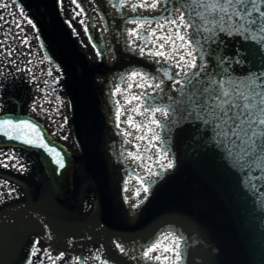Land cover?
<instances>
[{
  "label": "rangeland",
  "instance_id": "obj_1",
  "mask_svg": "<svg viewBox=\"0 0 264 264\" xmlns=\"http://www.w3.org/2000/svg\"><path fill=\"white\" fill-rule=\"evenodd\" d=\"M19 1L24 2L23 8ZM52 1L64 41L78 57L85 59L92 69L86 89L88 100L86 116L92 130L94 161L98 165L95 171H99L96 172L97 177L105 186L103 188L112 205L104 230L126 227L128 224L124 217L130 205L144 206V213L147 215L160 201L159 207L157 206L159 210H165V208L172 210L187 219L186 221L190 219L193 212L202 214L208 206V210H213L215 214L213 221L217 220L219 223L217 226L224 228L223 232L218 229L221 234L217 241L214 239L215 230L212 227L214 225L209 228V235L213 242L215 241L214 244L229 250V253L223 256L224 264H262L261 257L264 247L256 241L263 233L262 229L253 222L257 209L254 204L242 206L243 193L248 189L245 188V191L241 185L245 182L244 178L248 173L222 165L228 158L224 159L222 152L220 156L218 148L211 150V144L208 145L207 158L200 159L202 167L189 165V169L195 175L197 172L203 173L206 167L208 173L216 172L215 168L220 167L222 175L217 180L221 182L217 183L214 180L211 184L208 183L206 186L208 193L205 195L195 192L196 186L193 185H203V183L199 184L192 176L189 177V183L183 186L185 188L181 192L177 194L172 192L169 189L171 182L169 176L175 171L164 173L166 178L164 185H136L128 182L130 179L127 178L130 174H125L124 180L121 175L122 185L114 183L107 155L112 148H120L118 129L121 123L125 124V118H122L120 103L114 95L115 87L111 82L110 72L122 62L119 59L111 66H107L104 38L98 28L99 22L94 30L85 31L84 25L79 23L81 21L87 23L88 19L84 18L79 10L74 9L75 5L70 0L63 8L57 0ZM88 5L92 10L97 7V13H101L97 4L88 3ZM88 5H85V8ZM35 6L34 2L29 3V0H0V16L3 17L0 20V41H2L0 43V114L16 112L20 107L23 113L30 114L45 123L50 133L65 144L80 162H86L84 129L76 113V101L82 89L78 66L60 51L50 26L45 27L38 23L36 15L32 12ZM76 14L78 17H74ZM79 16L83 19L80 20ZM96 16L98 18V14ZM67 20L74 22L71 23L74 26L71 27ZM118 25L114 23L108 27L113 30L118 28ZM42 43L52 55V61L45 57ZM224 48L235 53L236 50L248 51L259 47L247 42L240 44L234 42L228 43ZM50 69L53 70V76L49 74ZM260 70L255 66H249L242 74L251 76ZM53 77L60 79V85L55 93L45 88ZM118 110L119 119H117ZM183 135H186L184 139L186 145L193 147L197 144L196 147L199 149L210 143L212 137L211 132L206 133L204 127L193 132L186 130ZM0 150L3 153L12 154L11 159L7 155L0 156V160L7 163L6 167L4 163H0V173L21 178L30 186L33 194V201H30L28 192L24 188L13 179L0 174V215L13 208L28 209L29 206H35L37 202L50 195V180L36 153L16 148H0ZM257 173L259 174V172H253L252 175L255 177ZM116 175H118L117 171ZM75 185L76 195L67 208L56 209L50 206H37L36 208V212L42 217L47 228L55 235L64 238L75 235L95 222L96 213L100 207V195L91 175L84 178L80 173H76ZM146 186L156 187L153 192L149 193L150 195L147 194L145 200H141L143 187ZM160 186L162 189L170 190L165 203L158 200L157 194ZM238 188L242 189L240 193L237 191ZM137 189H140L139 196L135 195ZM249 192L259 193L255 188H250ZM127 194H132L133 198H129ZM205 196L206 199H204ZM200 198L203 201L198 205L196 203H199ZM180 204L184 207L180 208ZM29 224L34 230L23 225H17V228L6 226L7 229L0 230V264H29L30 260L32 264H54V260L48 258L49 253L52 258L62 255V259H55V264H74L76 260H79L80 264H105V261L107 264H119L107 245L100 242H91L86 247H74L73 245L68 252L59 253L49 247L39 230L30 222ZM120 236L118 235L117 239L123 240ZM117 239L113 238V246ZM37 241L38 244H36ZM125 241L127 242V239ZM202 248L204 249V246ZM37 249H39L37 255L31 256L30 254ZM134 263L138 264L137 261ZM220 264H222L221 257Z\"/></svg>",
  "mask_w": 264,
  "mask_h": 264
},
{
  "label": "bare ground",
  "instance_id": "obj_2",
  "mask_svg": "<svg viewBox=\"0 0 264 264\" xmlns=\"http://www.w3.org/2000/svg\"><path fill=\"white\" fill-rule=\"evenodd\" d=\"M104 1L109 4H105L104 6L105 10H109V17H115L118 19L119 24L118 28L110 30L106 16L98 13V28L100 34L104 38L105 44V62L107 66H111L119 59L120 62H122L121 65L116 66L114 70L110 72L111 82L115 87L114 95L120 103L122 118H125L126 121L128 116H132L137 124L152 128L153 131L160 136V140L154 141L155 146L150 148L149 141L152 133H148V138L144 140L137 139V137L145 135L147 128L138 131L135 127H130L126 122L124 125H122V123L120 124L118 129L121 143L120 148H112L107 155L111 165L114 183L122 185L120 179L121 175L124 180L125 174H130L129 178H127L130 179L128 182H133L136 185H141L140 181H144L143 185H164L163 183L166 181L164 173H172L175 171L169 176L171 180L169 189H171L172 192L176 194L181 192L185 188L183 186L189 183V177L192 176L196 178V181L199 184L200 182L203 183V185H193L196 186L195 192L200 194L203 193L205 195V193H208L206 188L208 183L211 184L214 180L217 181V183H219V181L221 182V180H217L220 179V176L222 175L220 167L215 168L216 172L213 173H208L206 167L203 173L199 174L197 172L195 175L189 169V165H193V167H202L203 164L200 162V159L207 158L209 154V144H211V150L218 148L217 150H219L220 156L221 152L224 153V159H227L226 154L214 142L212 133L210 143L204 145L202 149L196 147L197 144L193 147L186 145V140H184L186 135H183L184 132L186 130H188V132H193L198 128L204 127L198 120H181L171 128L162 129H156L155 125L150 123L152 108L157 105H167L169 103V100L167 99L169 96L175 97L176 95L181 94L179 91L181 89V84H177L173 80L167 79L164 75L165 70L169 73L175 74L179 72L180 69L175 67V58L171 61H166L163 57L148 55L147 53L149 51H155L152 45H145L143 39H136L130 35L134 30H138L141 33V36H143L145 31H158L160 26H163L165 33L169 28H174L173 25L167 23L165 18L166 16L172 18L171 14L175 9V18L179 19L180 11L177 9V4L180 0H170L168 4H163L161 0L155 9L149 7H137L135 11L132 10V4H151L157 2V0ZM162 7L167 8L168 12L161 11ZM184 15L186 19H190L191 11L186 10ZM133 21H136V23ZM144 21H147L148 23L144 24ZM140 24H144L143 28L140 27ZM257 39H259V37H257ZM234 42L237 44L247 42L249 44L257 45L259 48L250 49L248 51L236 50L235 53L224 48L228 43ZM61 47L64 51L73 54V51L64 40L61 41ZM141 47L145 48L143 53L139 50ZM205 48L210 53L206 57L205 72H223L226 76H231L235 79L237 77H245L246 75L242 73H244L249 66H255L258 69H261L256 74L264 73V50H262L264 49V44L258 45L256 40H249L242 36L228 35L224 33L220 34V32H218L215 34V40H210L205 44ZM165 51H168L167 46ZM238 51L241 54L240 58L243 60V63H236L235 60L232 59ZM197 55H199V53H197ZM221 57H223V62L218 66L217 61ZM196 63L199 67L200 60L197 59ZM192 71H195V69ZM133 72L143 73L145 77L155 79L145 81L141 80L139 76L131 78ZM81 76L83 82H85L86 73L83 69H81ZM180 79L183 80V77L181 76ZM149 83H152L153 86L149 87ZM155 83H160L159 89L155 87ZM138 84H143V87H138ZM117 89H119V91H117ZM132 96H137L139 99L127 103L126 100L131 99ZM86 106L87 98L83 96L78 108L79 117L83 121L86 119ZM137 106L141 107L142 114L138 115L131 111L133 107ZM156 119L163 122L164 118L157 113ZM208 132L210 131H206V133ZM124 133H128V135H125ZM146 149L148 150L146 151ZM203 150L207 151L204 152ZM133 156L143 157V159H133ZM168 161L173 163L174 166L172 168L161 167V165H166ZM207 163L210 164L209 161H207ZM222 165L233 167L231 166L232 161L230 159H227ZM222 165L221 167H223ZM116 171L118 175H116ZM259 175H264V173H257V176ZM146 187H148L149 191L147 193L143 191V197L141 200H145L147 194L153 192L156 186ZM241 187L244 189L247 188L248 190H250V188H255L259 191L257 194H252L250 192L248 193V190L246 191L245 189L246 192L243 193L244 202L242 203V206L246 207L254 204V207L257 209V215L253 222L262 229L263 234H261L260 239L256 242L264 247V180L254 179L251 182H243ZM158 191V200L165 203V199H167V194L170 190L162 189L160 186ZM237 191L240 193L242 189L238 188ZM127 196L131 199L133 198L132 194H127ZM204 199H206V196ZM201 201H203V199L200 198L199 203L197 202L196 204L200 205L202 203ZM159 202L160 201H158V203ZM184 202L185 201L183 200V203ZM158 203L157 206L159 207ZM157 206L153 207L147 215L144 213V206H128L124 219L127 221V226L132 229L133 233L129 234L127 242L122 243V246L125 248L124 253H121L119 249H116V254L118 256L125 254L129 257V264H134L131 259L136 260L138 264H164L163 257H171L172 254L170 252L162 253V251H156L152 253L153 256H161V260L144 259L143 252L148 245L157 242L167 234L181 239V248L184 257L181 264H220V257L221 263L224 264L223 256L226 253H229V250L217 247L214 244L215 241L213 242L212 237L209 235V228L214 225L215 227L212 226L215 230L214 239L217 241L219 235L224 229L217 226V220L213 221L215 218L213 210H208L207 206L204 209L205 212H202V214L194 212L192 215L189 214L190 219L192 220L189 219L186 221L187 219L183 218L180 214L172 212V210H168L167 208H165V210H159ZM183 207L184 205L180 204V208ZM106 209V200L105 198H102L96 215L97 221L92 224L91 227L94 228L100 226ZM146 212L148 211L146 210ZM15 213L17 214L20 212L16 211ZM26 217L34 226L42 231L46 240L54 246L62 247L66 243V240L51 234L39 219L31 215H26ZM218 229H220L221 232H219ZM203 246L204 249L202 248ZM261 262L264 264V250ZM167 264H173V260L169 259Z\"/></svg>",
  "mask_w": 264,
  "mask_h": 264
},
{
  "label": "snow or ice",
  "instance_id": "obj_3",
  "mask_svg": "<svg viewBox=\"0 0 264 264\" xmlns=\"http://www.w3.org/2000/svg\"><path fill=\"white\" fill-rule=\"evenodd\" d=\"M160 2L161 0L151 4H132L131 7L133 11L137 7L155 9ZM162 2L168 4L170 0H162ZM177 9L180 11L179 19L175 18V9L171 14L172 18L168 16L165 18L167 23L174 26V28H169L166 33L163 26H160L158 31H145L143 36L138 30L130 33L136 39H143L145 45H152L155 51H149L148 55L163 57L166 61L175 58V67L180 69L175 74L165 70L164 75L167 79L181 84L179 90L181 94L175 97L169 96L167 105H157L152 108L150 123L155 125L156 129H162L171 128L181 120H198L204 126L205 131H210L213 134L214 142L225 152L226 158L232 161L231 166L238 171L248 173L244 178L245 182H251L254 179L264 180V175L255 177L252 175L253 172L264 173V73L233 79L223 72L204 71L206 57L210 54L205 48V44L210 40H215L216 32L242 36L249 40H256L258 45L264 44V0H180ZM186 10L191 11L190 19L185 18ZM161 11L168 12V9L162 7ZM2 19L3 17L0 16V20ZM28 22L31 23V21ZM81 22L83 23V21ZM133 22L136 23V21ZM147 23L144 21V24ZM144 24H140V27L143 28ZM166 46L168 51H165ZM139 50L143 53L145 48L141 47ZM240 57L241 54L238 51L232 59L236 63H243ZM197 59L200 60L199 67L196 63ZM221 62H223V57L217 61V65L219 66ZM193 69L195 71H192ZM137 76L145 81L155 79L145 77L143 73L133 72L131 74V78ZM181 76L183 80L180 79ZM137 86L143 87V84ZM152 86L153 84L149 83V87ZM155 87L159 89L160 83H155ZM138 99L139 97L132 96L126 102L131 103L132 100ZM131 111L138 115L142 114L140 106L133 107ZM157 113L164 118L163 122L156 119ZM117 119H119V110ZM125 122L138 131L147 128L145 135L139 136L137 139L144 140L148 138V133H152L149 141L150 148L155 146L154 141L160 140V136L152 128L137 124L132 116H128ZM0 126L4 129L30 128L33 132L38 131L36 126L27 122L14 124L9 120H3L0 121ZM124 134L128 135V133ZM3 135L8 139H15L32 147L44 148L50 154L53 152V149L43 142V134L37 140L24 138L19 132L16 135H11L5 131ZM4 155H7L9 159L12 158L11 153H3L0 150V156ZM132 158L143 159L139 156ZM0 163L7 166L3 160H0ZM56 163L59 168L64 167L62 159H57ZM173 166L171 161H168L166 165H161L165 168ZM140 183L143 185L144 181H140ZM143 191L147 193L148 187H143ZM135 195H140V189L135 191ZM138 206L139 204L134 205V207ZM38 243L37 241L36 244ZM116 247L121 253L125 252V248L121 244L118 243ZM38 251L39 249L30 255L36 256ZM156 251L172 254L171 257H163L164 264H167L169 259L173 260V264H181L184 258L179 237L164 235L157 242L147 246L143 252V258L161 260V256L152 255ZM48 258L53 259L55 264V259L63 257L61 255L52 258L49 253ZM29 264H32L31 260ZM74 264H80L79 260L74 261ZM105 264H107L106 261Z\"/></svg>",
  "mask_w": 264,
  "mask_h": 264
},
{
  "label": "water",
  "instance_id": "obj_4",
  "mask_svg": "<svg viewBox=\"0 0 264 264\" xmlns=\"http://www.w3.org/2000/svg\"><path fill=\"white\" fill-rule=\"evenodd\" d=\"M16 118H7L0 119L9 120L12 123H22L25 122V119H21L19 117ZM41 133L37 134L33 132L32 129H4L0 126V146L4 145H15L21 146L31 151H37L40 154V158L45 165V169L51 178L52 187L55 195L57 197L65 198L71 196V189L73 185V173L75 169V161L73 156L67 149L61 144L52 140V138L47 134V132L43 129L42 126ZM5 131H8L11 135H16L18 132L27 139L37 140L41 134H43V142L48 144V147L53 149V152L50 154L44 148H37L29 146L23 142L17 141L15 139H8L7 136L3 135ZM59 153V155H56ZM62 159L64 167L61 169L58 167L56 160Z\"/></svg>",
  "mask_w": 264,
  "mask_h": 264
},
{
  "label": "flooded vegetation",
  "instance_id": "obj_5",
  "mask_svg": "<svg viewBox=\"0 0 264 264\" xmlns=\"http://www.w3.org/2000/svg\"><path fill=\"white\" fill-rule=\"evenodd\" d=\"M76 4L79 5V7L83 6L82 0H75ZM84 7V6H83ZM93 24V22H90V26Z\"/></svg>",
  "mask_w": 264,
  "mask_h": 264
}]
</instances>
